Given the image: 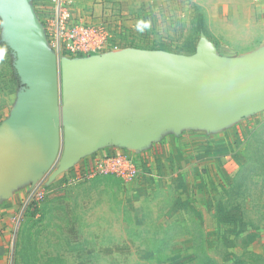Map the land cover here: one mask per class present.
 I'll return each mask as SVG.
<instances>
[{
  "label": "rangeland",
  "instance_id": "374dc122",
  "mask_svg": "<svg viewBox=\"0 0 264 264\" xmlns=\"http://www.w3.org/2000/svg\"><path fill=\"white\" fill-rule=\"evenodd\" d=\"M93 15L83 21L108 54L207 50L249 60L264 33L252 0H109ZM15 66L12 44L0 40V126L17 111ZM193 115L154 142L106 146L81 157L60 183H39L14 217L8 264H264V202L236 216L249 238L226 226L225 207L226 183L239 170V181L259 177L264 188V104ZM115 156L127 161L128 176L104 165ZM257 193L264 200V189Z\"/></svg>",
  "mask_w": 264,
  "mask_h": 264
},
{
  "label": "crops",
  "instance_id": "0c3cea01",
  "mask_svg": "<svg viewBox=\"0 0 264 264\" xmlns=\"http://www.w3.org/2000/svg\"><path fill=\"white\" fill-rule=\"evenodd\" d=\"M64 1L74 19L84 20L109 0ZM50 7V0H0V40L8 38L12 44L22 85L16 109L41 97L54 111L32 109L0 140V264L9 263V242L21 201L39 183H60L81 157L106 146L154 142L165 127L180 129L187 124L189 113L255 110L264 104V97L245 86L246 76L211 75L215 81L206 84L201 79H164L122 112L113 113L149 62L163 53L119 51L87 59L56 58L42 26ZM252 7L253 18L264 27V0H252ZM260 38L251 59H264V33ZM219 79L224 87L217 84ZM103 112H110V117L86 121Z\"/></svg>",
  "mask_w": 264,
  "mask_h": 264
},
{
  "label": "water",
  "instance_id": "95a60500",
  "mask_svg": "<svg viewBox=\"0 0 264 264\" xmlns=\"http://www.w3.org/2000/svg\"><path fill=\"white\" fill-rule=\"evenodd\" d=\"M48 48L50 49L49 45ZM93 57H96V55L86 57L85 59ZM146 67V73L140 76L136 84L128 89L124 96H122L119 104L111 112H122L138 95L153 88L164 79H176L179 81L201 79L206 84L215 81L209 78L211 75L214 77L215 75H244L246 76L245 86L250 91H253L255 96L264 97V59H227L205 50L191 57L160 54L156 59L150 61ZM87 71L93 72L94 70L89 69ZM219 80L221 82L218 81L220 84H217L224 87L226 85L225 82L221 79ZM45 102V99L39 97L28 101L22 108L17 110L0 126V140L18 126L22 118L34 108H40L46 113L53 114L54 111ZM110 115V112H103L93 118L86 119V121L98 122L103 119H108Z\"/></svg>",
  "mask_w": 264,
  "mask_h": 264
},
{
  "label": "built area",
  "instance_id": "2783aa9c",
  "mask_svg": "<svg viewBox=\"0 0 264 264\" xmlns=\"http://www.w3.org/2000/svg\"><path fill=\"white\" fill-rule=\"evenodd\" d=\"M52 11L43 20L44 33L50 49L58 56L86 58L101 54L107 50L108 44L101 40L97 28L83 20H75L64 0H50ZM128 164L121 156L111 158L107 166L116 176H128L130 169L122 170ZM38 186L29 194L33 197Z\"/></svg>",
  "mask_w": 264,
  "mask_h": 264
},
{
  "label": "trees",
  "instance_id": "16d2710c",
  "mask_svg": "<svg viewBox=\"0 0 264 264\" xmlns=\"http://www.w3.org/2000/svg\"><path fill=\"white\" fill-rule=\"evenodd\" d=\"M243 170V169H242ZM241 170L238 171L236 176L230 179L226 183V202L225 207H229L228 212V221H226V226L230 229V231L234 232L236 235H245L244 238H249L252 236L251 228L245 222H242L240 219L238 220V215H241V212H246L248 210H254L258 207V205H262L264 200L262 199V194L257 193L258 190H263L264 188L259 186V177L251 178V180L247 183H243L238 180L239 174H241ZM255 175V174H254ZM256 180V181H255ZM257 193V194H256ZM237 216V217H236ZM259 263L263 264L262 260H259ZM210 264H228V263H218L212 262ZM231 264H255L252 261L250 262H236Z\"/></svg>",
  "mask_w": 264,
  "mask_h": 264
}]
</instances>
